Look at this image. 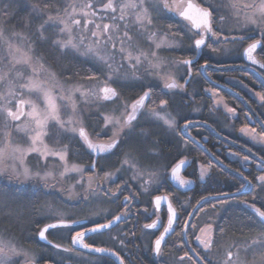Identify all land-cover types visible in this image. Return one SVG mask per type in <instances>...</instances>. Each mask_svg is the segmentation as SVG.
Wrapping results in <instances>:
<instances>
[{"label": "snow or ice", "instance_id": "1", "mask_svg": "<svg viewBox=\"0 0 264 264\" xmlns=\"http://www.w3.org/2000/svg\"><path fill=\"white\" fill-rule=\"evenodd\" d=\"M63 0H38L37 3L32 4L31 13L29 17L23 22V27L30 33L29 37H23L20 33H11L10 38L5 37V29L0 28V42L7 45L6 56L12 58L13 65L23 64L31 67V76L26 78V82L21 85L13 83L14 79L24 78L22 74L9 79V73L0 76V81L5 82L6 91L0 93V137L3 138L0 144V174H8V178L16 179L17 181H38V186L41 190H49L55 188L57 177L52 171H45L41 174L40 171L33 172L28 167L24 166V158L30 154H36L37 157L45 162L49 158L58 159L63 164V171L59 172V178L63 180L70 173H83L84 169L73 164L69 166L68 156L71 151L70 144H64L60 149H52L45 143V138H51L48 131L49 122H54L56 128V135L61 133L67 134L70 139L77 138L83 147L89 150L90 154L95 153L97 159H93L90 168L95 171L97 164L106 159V156L100 154L106 153L108 155L114 154L115 151H122L124 159L120 162L121 168L124 170L131 169L133 175L130 177L132 181H143L140 188L143 192H148L149 188L158 183L161 179V174L154 169L152 165H143L137 159L138 153L145 141H150L155 148L158 146L157 139H150L152 133L150 130L140 128L137 129L139 118L141 116L150 115L154 120L160 121L169 129L178 127V122L171 112L165 111L171 105L176 104L174 99L176 93L170 90L182 89L184 85L177 83L175 76L165 73V69L169 67L168 63L158 55L161 50H175L180 47V41L183 37H177L176 33L172 32V25H168V31L164 33V38L158 39L159 32L150 31L154 25L155 20L171 19L172 15L183 18L185 21L191 23L192 28L198 30L195 33L189 30L188 38L192 39L193 36L199 38L194 39V44L190 47L199 50L207 47L216 51L212 43H207L209 37L213 39V43H230L235 45L238 41L242 44L247 38L244 35H223L224 33L236 32L238 30H246L249 26H255L260 30L261 39L254 40L249 43L247 47L243 48V52L239 53L246 57L253 65L258 61L254 53L264 41V0H259L258 4L241 6L230 0V7L236 10L237 18L240 17L241 8H250L251 11L243 12V25L239 29L236 27H226L227 20L223 15H220L221 9L215 4L210 3L209 7L202 8L195 6L189 0L187 6L177 4L175 2L169 3V0H96L101 7L97 8L96 4L88 3L80 5V8H88L91 11H77V6L72 3H67L64 7L59 4ZM3 15H9L8 9L2 10ZM195 11L196 15L192 13ZM171 14V15H170ZM91 16L93 19L88 20L86 17ZM80 17V18H77ZM83 19V24H82ZM96 20H110L111 23H97ZM216 25L214 30L213 25ZM49 29H52L49 33ZM135 29L137 36H143L152 47L151 51L145 52L138 46L133 44V36L130 33ZM171 36L169 40L168 37ZM10 39H26L28 51H22L21 48L16 47L10 42ZM36 45H43L46 48L47 55L36 53ZM226 52L236 54L237 49H226ZM29 53H32L31 55ZM79 53L90 59L94 71L91 75L86 77L88 80H99L97 73L103 76L101 83L102 87L96 89H88L84 86H74L69 89H64L57 80V74L52 71L50 67H46L49 63V58L56 64L69 56H74ZM119 57V61H117ZM195 57L176 61L187 68V75L191 76V66ZM144 62H147L148 69L153 73L156 82L146 83L142 76L136 74V69ZM209 64L208 60L204 61L202 67ZM127 66L131 71L122 73L121 70ZM260 68L264 69V63L260 64ZM46 74L48 79L41 80L40 76ZM159 82L163 83L160 87ZM185 83H188L186 80ZM264 88V84H261ZM59 89L62 93L67 92L66 96L56 97L53 96L52 90ZM129 89H139L140 92L132 99L131 103L123 99V94ZM27 91L29 94L35 92L43 97L45 107L41 109L37 104L30 100H25L22 95ZM209 91L211 97L217 105L223 104L225 110L236 115V109L229 107L219 97L215 89ZM79 94L81 100L86 104L96 103L103 106L108 103L119 102L116 108L112 110V114H104L96 109L99 118L103 120V128L101 132L96 133L99 137L101 134L107 135V131L111 129V135L108 137V142L100 143L94 142L89 134L87 127L84 123V116L74 99L75 95ZM254 95L258 98L260 107H264V94L255 92ZM161 96L167 99L160 98ZM57 99L63 101L66 105H70L73 115L69 119L64 120L60 117V107L56 103ZM158 101V104H157ZM155 105V107H153ZM122 109V111H121ZM159 109V110H157ZM119 112V115L115 113ZM252 116L256 119L253 120ZM264 113L251 112V115L245 113V119L248 124L240 128V133L250 137L252 141L264 144V119L261 117ZM185 124L180 128V132L188 135L187 129L191 126V122L185 117ZM31 121L33 126L27 128L22 126V121ZM258 123L259 132L256 127H249L250 124ZM11 126V127H10ZM32 132V135L27 136L28 147L24 148L13 142L14 134ZM189 139H192L190 136ZM59 143V141H56ZM195 142V141H193ZM187 147V143L183 142ZM264 151V148L261 149ZM148 156H155L156 153H148ZM147 158V157H146ZM248 161V157H244ZM12 160L14 163L8 165L7 161ZM255 161L262 174L255 177L258 181L261 192H264V155L255 157ZM181 165H186V160L181 159L178 164L172 166L171 176L174 180H178L181 185L190 183L180 179L177 172ZM103 170L104 165H100ZM211 165H201L200 177L203 178L205 173ZM121 169H117L119 172ZM116 172H104L103 179L110 180ZM145 176L148 179H145ZM244 183H241L239 188L254 187L252 182L247 177H242ZM52 181V183H49ZM166 182V181H165ZM80 186L83 188L85 197L87 199L99 198L101 195L105 197L116 196V193L111 192L108 188H101L100 184L94 181L92 177L88 178L87 187L83 186L81 181H77L67 189H61V192L67 191L71 195H79L75 192V187ZM124 190L132 193L128 181H122L121 184L116 185L117 193H122ZM239 191V189H238ZM17 196V192L12 190V187L0 189V198H9ZM259 198V196H258ZM136 199L135 193L124 197V211L112 216L111 219L106 218L104 223H95L93 227L84 228L82 231H76L71 237L73 245H79L83 249L90 250L95 253H107L110 250L102 247H94V245L85 243V236L88 232L96 233L105 229H111L114 225L118 224L121 220L127 218L131 214V203ZM167 199L166 197L156 196L154 198L155 208L158 210L161 201ZM206 199V198H202ZM260 203L264 204V198H260ZM51 214L45 219L54 220V223H48L43 228L38 230V236L41 240H46V233L50 229L56 228H71L72 224H77L79 221L68 222L63 218L64 214L59 210H52L51 204L46 205ZM254 214L258 216L260 224L264 227V210L256 208L252 205ZM176 212L169 204L168 206V219L167 226L164 227L163 232L154 240L152 251L154 254H161L162 244L165 243L166 234L170 232L173 223L176 219ZM159 218L152 223L143 225L145 229H157ZM187 224V222H186ZM83 227V226H81ZM205 232L204 229H201ZM221 231H223L221 229ZM186 233L181 234V239ZM195 242L198 246H202L203 250H211L214 243L212 236V225L209 224L206 234L202 237L195 235ZM51 243V242H49ZM252 244H259L264 247V234L258 241H253ZM175 246V245H174ZM56 249H60L59 244L54 245ZM69 251L68 249L64 250ZM192 256L197 260V264H212L208 258L207 251L201 255L200 252L190 250ZM17 254L14 245H10L0 239V264H11V258ZM117 256L119 264H124V260L119 256V253H112ZM227 261L225 264H235L233 261V252L227 253ZM191 259L188 252H185L178 258V264H184V261ZM55 264H64L63 260H55Z\"/></svg>", "mask_w": 264, "mask_h": 264}, {"label": "flooded vegetation", "instance_id": "2", "mask_svg": "<svg viewBox=\"0 0 264 264\" xmlns=\"http://www.w3.org/2000/svg\"><path fill=\"white\" fill-rule=\"evenodd\" d=\"M30 2L32 3V0H0V6H7L9 8L11 6L13 8L16 7L17 14L24 13L26 16V13L29 12L28 9H30ZM211 3H215L224 11H226L225 7H230V2L228 0H213ZM236 3L246 4L241 2V0H236ZM15 4H17V6ZM200 5L204 8L209 7V4L204 2L200 3ZM225 18L227 20L226 27L230 29L233 27L239 29L240 25H243L236 22L234 23L235 25H233L231 17ZM13 19V17L8 18V21ZM185 22L191 29L192 33L198 31L192 28L190 22ZM213 28L216 30L215 24L213 25ZM259 33L260 30L254 26H249L246 30L224 33L223 35H244L247 37L242 44L238 41L235 45L230 43L215 44L213 43V39L209 37L207 43H212L213 47L216 48V51L207 47H203L199 50L190 47L194 44V39L199 38L198 36H193V39H189V43L186 46H182L185 48L186 55L182 58L179 57L178 59H189L194 56L195 60L191 66V76L189 77L187 75V68L185 67V76H181L176 80L177 83L184 85V88L174 89V91H172L173 93H176L175 97L181 95L183 98L174 97L176 104L167 108L178 117L177 135L179 136L180 146L182 147V150H179L182 152L181 158H174V151L170 150V146L175 147V134L170 133L163 124L153 120H147L146 118L144 119V116L139 118V123L137 124L138 130L140 128L150 130L152 133L150 139H157L159 141L158 146L155 148L150 141H145L141 152L136 154L140 163L143 165L166 164L164 178L162 182H160L159 187L153 188L148 192H143L140 188L141 181L136 182L130 180V177L134 173L131 169L124 170L127 166L121 168L120 162L125 158L122 151L114 150V154L112 155L106 153L100 154L106 156V159L100 161V163L97 164L95 171H93L89 166L93 159H97V155L95 153L90 154L86 147H83V150L80 152L78 148V143L80 141L77 138L69 139L70 137H68L65 138V140L61 139V144L63 141L66 144L70 143V153L73 154L72 161L76 164L86 166L88 177L91 176L94 181L100 184L102 189L108 188L111 192L116 193L118 198L115 196L105 197L101 195L99 198L87 199L83 188L81 191H79V189L76 191L79 195H76L77 197L74 199H61L63 196H61V198L57 197L58 200L61 201L60 206H62L61 208L64 214L63 218L67 219L68 222L75 220L79 221V223L72 224L71 228L50 229L46 234L47 238L52 243L40 241L43 245L39 247H34L29 244V225L20 228V231L23 232L22 240L7 233L8 231H12V228H8V231L6 232L5 228L0 226L3 235L12 239L14 246L19 248L17 254L11 258V264H55V260L57 259L63 260L64 264H119L117 256L112 253H119V256L124 260V264H178V258L185 252L189 253L191 259L185 260L184 264H197V260L192 256L190 250L200 252L201 255L207 251L208 258L212 264H220L226 250L228 249V245L223 248L222 242L224 238L222 234L217 231L215 225L216 221L206 216L207 214L200 218L196 217L195 213L197 212V209L188 223L193 208L202 198L198 200L187 214L181 230L179 226L181 225L183 217V209L189 205L191 190L194 191L198 185L206 183L208 177L221 173L220 170L227 172L226 176H229V173L238 175V178L242 180V183H244L242 177H247L254 187H252L250 192L241 194L246 196V200H243V203H241L243 206L250 205L252 210V205L264 210V204L260 203V198H264V192H261L259 183L255 179L256 175L259 176L262 174L257 166L255 157L264 155V151L261 150L264 148V145L256 144L248 139V137L243 136L240 133V128L244 125L238 126V121L240 119L245 120L247 122L246 124H248V120L245 119V113H248L249 115H251L252 111L256 113H264V107L259 106L258 98L254 95L255 92L264 94V88H261V84H264V69L260 68V64L264 63V41H262L261 45H258L254 53L256 60L258 61L257 64L253 65L250 61H247L245 57L239 54L243 52V48L247 47L249 43L261 39ZM233 48L238 50L236 54L226 52V49L231 50ZM45 51V46L38 45L39 53H44ZM167 54L170 58V50H167ZM205 60H208L209 64L202 67ZM222 67L225 69H220ZM186 80L188 83H185ZM210 89H215L218 96L223 97L224 102L229 107L236 109L235 116L228 113L223 104L217 105L215 103L210 92L206 91ZM128 99L131 103L134 98ZM182 116H186L185 118L190 122H204V125L202 126L208 128L216 136L215 138H212L210 135L201 134L200 131L197 132L195 128L197 124H193L188 128L190 135L200 142V144L196 142L194 143H196L204 153L199 156L198 159L196 156L191 155V145L189 143L190 141L193 142V140L189 139L179 130L185 123V119L179 121ZM261 118L264 119V116ZM252 119L255 120L256 117L252 116ZM85 122L87 130L94 142H108L110 133L107 132V135L101 134L99 137L96 136V133L101 132L99 130L102 128L99 129L98 127H100L103 122L97 113H91L86 118ZM249 127H256L258 132L261 130L258 123L250 124ZM94 137H97L98 140ZM183 142H186L188 146L185 147ZM152 150H156L154 152L156 155L148 156L147 154ZM170 151H172V154H170ZM83 152L86 154V160L81 157ZM244 157H248V161H245ZM181 159L186 160V165H184L182 169V175L185 179L191 182V185L187 189H177L170 181V170L172 166L178 163ZM37 161V159L31 158L28 163L30 166H35ZM101 164L104 165L103 170H101ZM209 164L211 167L205 173L204 177L201 178V165ZM233 166H235V168ZM117 169L121 170L117 172ZM104 172H116V175L110 180H104ZM122 181H128L132 188V193L127 190H124L122 193H117L116 185H122ZM25 184H30V182H21L16 179L10 180L8 174H5V177L0 178V189H6L8 187L25 188ZM239 190L241 189L239 188ZM133 193H135L136 199L131 203V214L128 215L126 219L121 220L111 229L90 233L85 236V243L94 245V247L109 249V252L95 253L72 244L71 237L76 231H82L84 228L93 227L95 223H104L106 222V218L111 219L112 216L124 211V197L132 195ZM227 193L232 192H226L224 194ZM261 193H263V195ZM160 194L168 195L177 210V217L172 229L166 236L165 243L162 244L161 254L156 255L152 251L154 240L163 232L168 219V207L166 205L161 204L158 210L155 208L154 198ZM10 198L11 197L7 198V200H11ZM217 215L218 214H216V216ZM158 218L159 224L157 229H145L143 227V225L152 223ZM53 221L54 220L43 222L40 229L45 224ZM192 221L194 223V225L192 224V227L194 228L191 233L189 231V226ZM209 224L212 225L214 243L210 251H202V246H198L195 242V235H200L202 232L201 229H204V227ZM182 233H186V235L183 236V239H181ZM257 239L258 238H255L245 243L252 244V242ZM242 243L243 242L231 244L232 247L237 250V255H240L238 257L240 260L253 263L258 262L259 259H264V247L260 245L255 246V244H253L250 248H236V246H239ZM56 244H59L61 248L56 249L54 247ZM65 249H68L69 251L65 252ZM30 252L36 254L37 257L31 258L28 254Z\"/></svg>", "mask_w": 264, "mask_h": 264}, {"label": "rangeland", "instance_id": "3", "mask_svg": "<svg viewBox=\"0 0 264 264\" xmlns=\"http://www.w3.org/2000/svg\"><path fill=\"white\" fill-rule=\"evenodd\" d=\"M189 0H169V3H177V4H180V5H183L185 6L186 3L188 2ZM193 2L197 3L198 5H200L199 1L198 0H192ZM203 1L204 3H207V4H210L213 0H201ZM230 2V0H228ZM256 1V2H255ZM104 2H107V0H104ZM122 2H124V0H122ZM236 2V0H235ZM241 2H244L246 4H239L241 6H247V5H252V4H258L259 3V0H241ZM67 3H72L74 5L77 6V11H91V9H88V8H83L81 9L80 8V5H86L88 3H94L96 4V7L99 8L101 7V5L99 3L96 2V0H63L62 3H60V7H64ZM32 4H35V3H31L30 2V9L28 13H26V16H23L21 18H17V13H16V7L15 8H9V7H1L0 6V10L4 9V8H7L8 9V13L9 15L7 16H4L2 11H0V28H3L5 29V37L6 38H10V35L11 33L15 32V33H20L21 36L23 37H29L30 36V33L27 29H25L23 27V22L29 17V14L31 13V6ZM201 6V5H200ZM202 7V6H201ZM204 8V7H203ZM225 10H222L220 11V15H223L225 17H231L232 18V22H233V25H235L234 23H240V24H243V12L244 11H251L250 8H246V7H242L241 8V14H240V17L237 18V15H236V10L232 9L231 7L229 8H226L225 7ZM171 15V14H170ZM14 18L13 20H10L8 21V18ZM77 18H80V17H77ZM85 19H88V20H91L93 19L91 16L89 17H86ZM97 23H111L110 20H96ZM155 22V21H154ZM82 24H83V19H82ZM184 26V29H185V32L188 33V35L190 34L189 33V30L190 28L188 27V25L186 24L185 22V25L183 24ZM255 27V26H254ZM256 28V27H255ZM52 29H49V33H51ZM150 31H153V32H159L160 33V36L158 37V39L160 38H164V33L166 32H160V31H157L154 27L152 29H150ZM130 35L133 36V44L134 46H138L141 50L145 51V52H148V51H151L152 50V47L154 46H150L149 42H147L143 36H137L135 34V29L133 30L132 33H130ZM168 39L170 40L171 39V36L168 37ZM193 39V38H192ZM10 42L12 44H14L16 47H19L21 48L22 51H25L27 52L28 51V45H27V40L26 39H10ZM182 47V42L180 41V47ZM36 48V53L37 54H41L38 52V45L35 46ZM179 48L175 49V50H178ZM175 50H170V58L167 54V50H161L158 52V55L160 57H162L165 62L168 63L169 67L167 69H165V73L167 74H171L173 76H175L176 80L178 78H180L181 76H185V72H186V68L185 66L179 64V63H175L176 61H180L178 58L179 57H176V56H173L172 55V52L175 51ZM6 52H7V45L4 44L3 42H0V76H3L5 73H9V79H12L13 77H16L18 74H22L24 78L22 79H14L13 80V83L16 84V85H21V84H24L26 82V78L31 76V67L30 66H26V65H23V64H19V65H13L12 64V58L10 56H6ZM30 55L32 53H29ZM75 55H79L81 57H84L86 59H88L90 61V59L88 57H85L83 55H80L79 53L75 54ZM119 57H117V61H119ZM92 63V62H91ZM46 67H50L52 71H55L56 74H57V80L59 81L60 85H62V87L64 89H69V88H72L74 86H84L85 88H88V89H96L97 87H102L103 84L101 83V81L103 80V76H101L99 73L97 74V76L99 77V80H85V81H81V82H71V81H67L66 79H64L63 77H61L58 72L48 63V65H46ZM130 69L125 66L121 72L124 73V72H129L130 73ZM136 74L139 75V76H142L145 80L146 83L150 82V81H155V78H154V75L153 73L148 69V64L147 62H144L140 67H138L136 69ZM40 79L41 80H47L48 77L46 74H42L40 76ZM156 82V81H155ZM160 86H163V83L162 82H159ZM6 85H5V82L3 81H0V93L6 91ZM171 92L174 91V90H170ZM52 94L53 96H56V97H60V96H66L67 95V92H61L59 89H53L52 90ZM23 99L25 100H30L32 102H34L35 104H37L41 109H43L45 107L44 103H43V97L41 94L39 93H31L29 94L27 91H25V93L22 95ZM74 99L76 100L77 102V105L78 107L80 108L81 110V114L84 116V123H85V126L87 127L86 125V118L91 114V113H97L96 109L99 107V111L101 113H104V114H112V110L114 108L117 107V105L119 104V102H116V103H108V104H104L102 107L99 106L98 104L96 103H91V104H86L84 103L79 94H76ZM124 100H127L129 103H130V100L126 97H123ZM56 103L58 104V106L60 107L61 111H60V117L61 119H64V120H67L69 119V117H71L73 115L72 111H71V107L70 105H66L63 101H61L60 99H57ZM153 107H155V105H153ZM159 110V109H157ZM122 111V109H121ZM165 111L167 112H171L169 111L168 109H165ZM172 113V112H171ZM116 115H119V112H116L115 113ZM172 115L176 118V120L178 121V117H176L173 113ZM147 119V120H153V121H156L154 120L150 115H145L144 116V119ZM103 121V120H102ZM160 124H163L162 122L160 121H156ZM22 126H25L27 128H31L33 126L32 122L31 121H28V120H23L22 121ZM165 126V125H164ZM11 127V126H10ZM167 128V126H165ZM99 129L100 128H103V122H102V125L100 127H98ZM170 133L172 134H177V128L175 129H169L167 128ZM48 131L49 133L51 134V138H48L46 137L45 138V143L49 146V148H52V149H60L64 144H66L64 141L63 143L61 144L60 143V140L63 139L65 140V138H68L69 136L67 134H59V135H56V128L54 127V122L53 121H50L49 122V127H48ZM101 131V130H99ZM108 133H110L111 135V129H109L107 131ZM33 133L32 132H27V133H19V134H14L13 136V142L15 144H18L20 145L21 147H24V148H27L28 147V142H27V136L29 135H32ZM243 135V134H242ZM245 136V135H243ZM247 137V136H245ZM96 140L97 137H94ZM70 139V138H69ZM68 139V140H69ZM248 139L251 140L250 137H248ZM59 141V143H57L56 141ZM3 142V138L0 137V144H2ZM254 142V141H253ZM256 144H261L259 142H254ZM69 144V143H67ZM264 145V144H263ZM156 150H152L151 152H155ZM150 152V153H151ZM33 158V159H37L38 161L36 162L35 166H30L28 161H30V159ZM138 159V158H137ZM14 162L12 160H8L7 161V164L8 165H12ZM68 164L69 166L75 164L81 168L84 169L83 173H70L68 174L66 177L63 178V180H61L59 178V172L63 171V164L58 160V159H55V158H49L46 162L44 160H41L37 157L36 154H30L29 156H27L26 158H24V166L28 167L30 170H32L33 172L35 171H40L41 174H43V172L45 171H52L54 173V175L57 177V182L55 183V188L54 189H49V190H43L44 192H48V193H41L42 196H41V202H40V205H39V208H40V211H41V217L43 220L45 221H51L50 219H45V217L49 216L51 214V210L46 206L47 204H51L52 206V210H59V212L63 213L62 212V206H60L61 204V201L58 200L57 197H60L63 196L61 199H74L75 197H77L76 195H69L67 191H64V192H61V189H67L73 185H76L77 184V181H81L83 183V186L84 187H87V181H88V174H87V169H86V166H82V165H79V164H76L75 162H73L69 157H68ZM154 167V169L156 171H158L160 174H161V179L158 183L162 182L163 178H164V173H165V170H166V164H163V163H160V164H157V165H152ZM6 174V173H5ZM5 174H0V178L2 177H5ZM88 177V178H87ZM91 177V176H90ZM74 178V180H73ZM145 179H148L147 176H145ZM22 182V181H21ZM32 185H37L39 182L38 181H29ZM49 183H52V181H49ZM141 183H143V181H141ZM78 187V188H77ZM157 185L156 184H153L150 188H149V191L153 188H156ZM79 189V191L82 190V187L80 186H76L75 187V192ZM11 200H7V199H4V198H0V209H4V208H8V207H12L14 205V201L17 200V197L16 196H12L10 198ZM208 228V225H206L204 227V230L205 232H201L200 236H204L206 234V230ZM261 238V235L259 236V238L256 240L258 241L259 239ZM0 239H2L3 241H5L6 243L10 244V245H14V242L12 239H10L8 236L6 235H3L2 233V230H0ZM247 243V242H246ZM246 243H242L240 244L239 246H236V248L238 247H245V248H250L253 244H246ZM255 246H259V244H255ZM232 245L230 244V246H228V249L226 250L225 254H224V257L222 259V262H220V264H225V262L227 261L228 257H227V253L229 251H232L234 252L233 253V261L235 262V264H264V259H259L258 262H253V263H249L247 261H243V260H240V258H238L239 256L237 255V250L234 249V247H232ZM17 252L19 251V248L17 246H15ZM23 250V249H22ZM21 251V250H20ZM30 255L31 258L33 257H37L36 254H34L33 252L31 253H28Z\"/></svg>", "mask_w": 264, "mask_h": 264}, {"label": "trees", "instance_id": "4", "mask_svg": "<svg viewBox=\"0 0 264 264\" xmlns=\"http://www.w3.org/2000/svg\"><path fill=\"white\" fill-rule=\"evenodd\" d=\"M200 3H203L201 0H198ZM38 0H32V3H37ZM53 3H56V0H52ZM17 6V4H15ZM10 8H13L12 6ZM25 16L24 13L18 14L17 18ZM172 25V32L176 33L177 37H183L182 46L189 43L188 33L185 32L184 26L185 20L176 15H172L171 19H159L155 20L154 25L155 29L160 32H167L168 25ZM43 54L47 55L45 51ZM173 56L184 57L186 51L184 47L179 48L172 52ZM49 64L58 72V74L71 82H81L87 80L86 77L92 74L94 71L93 64L86 58L79 55L69 56L68 58L62 60L59 64H56L49 58ZM98 74V73H97ZM139 89H129L123 94V97L126 98H135L139 94ZM183 98V96H176L175 98ZM160 98L164 99L167 97L161 96ZM181 98V99H182ZM158 103V101H157ZM184 117V116H182ZM186 117V116H185ZM181 118L179 121H182ZM247 122L243 119L238 121V126L245 125ZM196 131H200L201 134L210 135L212 138L216 137L208 128L202 125L195 126ZM175 137V147L170 146V150L174 151V158H181L182 147L180 146L179 136L176 134ZM200 138V137H199ZM70 144V143H69ZM79 150H83L82 144L78 143ZM191 146V155L196 156L197 159L199 156L204 154L200 147L190 141ZM172 151H170L172 154ZM81 157L86 160V154ZM73 154H69V158L72 160ZM235 168V166H233ZM187 168V167H186ZM186 170V169H185ZM188 171V170H187ZM194 172V170H193ZM221 173L213 175L207 178L206 183L198 185L197 188L191 190V198L188 207L183 209V217L181 220V227L183 226L187 214L190 212L191 208L198 202L199 199L211 196L224 194L226 192H235L239 189L242 180L238 178V175L229 173V176H226L224 170H220ZM257 177V175H256ZM39 184V183H38ZM25 184V188H12L14 192H17V200L14 201V205L8 208L0 209V226L5 228V231H8V228H12V231L7 233L14 235L17 239H23V232L20 231V228L29 225V244L34 247H39L43 245L38 238V230L42 226L43 222H46L41 217V211L39 208L41 202V193H48L41 190V186ZM263 195V193H261ZM244 195H234L224 198H212L205 201L195 213L196 217H201L205 214L209 218L214 219L217 231L222 234L224 240L222 242L223 248L227 245L233 243H245L252 239L259 238L263 234L264 228L260 224V220L257 215L254 214L250 205L243 206V200H246ZM242 202V203H241ZM249 208V209H248ZM26 212V213H22ZM216 214H218L216 216ZM206 221V220H204ZM207 222V221H206ZM193 221L189 226V231L192 233L194 227ZM197 227V226H196ZM195 227V229H196ZM7 228V229H6ZM221 229L223 231H221Z\"/></svg>", "mask_w": 264, "mask_h": 264}, {"label": "water", "instance_id": "5", "mask_svg": "<svg viewBox=\"0 0 264 264\" xmlns=\"http://www.w3.org/2000/svg\"><path fill=\"white\" fill-rule=\"evenodd\" d=\"M189 3V1L186 3V5H185V7L187 6V4ZM191 3L193 4V5H195V6H199V7H201L200 5H198L197 3H195V2H193L192 0H191ZM203 8V7H202ZM194 16L196 15V13H195V11H193V13H192ZM254 56H255V54H254ZM246 58V57H245ZM220 69H225L224 67H222V68H220ZM185 124V123H184ZM184 124L181 126V128L184 126ZM193 124H197V125H204V122H201V121H196V122H191V125H193ZM208 125V124H207ZM209 126V125H208ZM187 133H188V135H185L184 133V135L185 136H187V137H191L192 138V140L193 141H195L196 143H199L200 144V142L196 139V138H194L192 135H190V133H189V131H188V129H187ZM230 143H232L231 141H229ZM102 143V142H101ZM238 146V145H237ZM179 163V162H178ZM178 163H176V164H178ZM175 164V165H176ZM183 167H184V165H181L180 166V168H179V170H178V172H177V175L180 177V179H183V180H185V181H188L187 179H185L184 177H183V175H182V169H183ZM170 181L173 183V185H174V187L175 188H177V189H187L190 185H191V182L190 183H185L184 185H181L180 183H179V181L178 180H174L173 178H172V176H171V170H170ZM251 189H252V187H246V188H244V189H241V190H239V191H236V192H232V193H227V194H219V195H211V196H207V197H204V198H206V199H201L197 204H196V206L193 208V210H192V212H191V214H190V217H189V220H188V223H189V221H190V219H191V217L193 216V214L195 213V211L205 202V201H207L208 199H212V198H224V197H229V196H234V195H241V194H245V193H248V192H250L251 191ZM158 196H162V197H166L167 199H165V200H162L161 201V204H164V205H166L167 207L169 206V204L171 205V207L175 210V212H176V214H177V210H176V208H175V206L172 204V202H171V200H170V198L168 197V195H164V194H160V195H158ZM177 217V216H176ZM176 220V219H175ZM54 222H56V221H53V222H50V223H54ZM175 222V221H174ZM48 224V223H47ZM174 224V223H173ZM46 225V224H45ZM44 225V226H45ZM43 226V227H44ZM166 226H167V223H166ZM42 227V228H43ZM90 233H92V232H88L87 233V235L88 234H90ZM169 234V233H168ZM168 234H166V236L168 235ZM46 237H47V234H46ZM38 238H39V236H38ZM39 240L40 241H42V242H46V243H49L50 242V240L47 238L46 240H41L40 238H39ZM52 243V242H51ZM78 247H80V248H82L81 246H79V245H77ZM83 249V248H82ZM87 250V249H86ZM46 264H51V263H46Z\"/></svg>", "mask_w": 264, "mask_h": 264}]
</instances>
